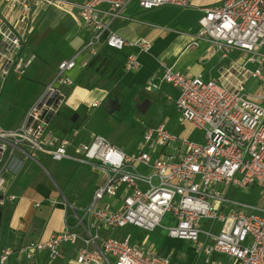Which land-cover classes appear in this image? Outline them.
I'll use <instances>...</instances> for the list:
<instances>
[{
  "label": "built area",
  "instance_id": "1",
  "mask_svg": "<svg viewBox=\"0 0 264 264\" xmlns=\"http://www.w3.org/2000/svg\"><path fill=\"white\" fill-rule=\"evenodd\" d=\"M4 1L26 25L34 0ZM41 1L57 7L68 0ZM132 1L144 11L192 6L191 0H85L78 5L79 16L88 32L85 48L93 56L104 47L122 49L128 44L150 51L149 42L128 43L112 26ZM201 11L197 38L207 40L210 52L221 60L236 51L242 57L229 62L221 81L162 64V76L144 87L159 91L169 85L175 97L167 98L175 101L179 122L200 131V141L180 137L160 124L144 132L136 155L102 135L76 145L72 154L79 129L58 136L52 124L65 101L62 89L73 84L68 73L77 68L75 59L60 63L56 79L33 101L18 128L0 124V205L15 199L6 194L16 153L36 163L38 154L55 162L72 160L89 167L95 176L91 202L78 208L66 201L65 230L23 247L21 254L27 260L45 251L55 259L68 245L77 248L74 264H177L137 244L130 234L113 236L132 226L148 232L164 229L170 239L191 243L207 264L214 256L239 264H264V91H260L264 89V0H224ZM27 42L25 31L0 15L2 82L24 77L33 64L35 56L28 55ZM139 68L137 57L131 56L124 69ZM251 85L257 86L251 90ZM255 189L262 205L235 200L240 190ZM12 253L0 248V264H7Z\"/></svg>",
  "mask_w": 264,
  "mask_h": 264
},
{
  "label": "crops",
  "instance_id": "2",
  "mask_svg": "<svg viewBox=\"0 0 264 264\" xmlns=\"http://www.w3.org/2000/svg\"><path fill=\"white\" fill-rule=\"evenodd\" d=\"M84 1L68 0L63 6L55 7L48 6L41 0H34L32 12L28 15L25 25V22L23 24L20 22L18 12H10L5 1L0 0V15L8 16L11 23L16 28L24 30L27 35V53L29 56H35V60L26 74L29 75L30 83L40 86L38 93L41 87L44 89L56 79L60 63L70 59L76 60L77 68L68 73L73 84L62 89L66 95L65 101L60 114L52 124V131L58 136H65L72 129H79V135L75 137L70 149L72 154L76 145L88 144L95 135L105 136L93 128L91 119L94 121L102 116V111H99L102 108H105L104 111L107 113H115L113 102L116 93L128 94L134 106H138V101L143 99L146 104L153 100L165 102L174 106L179 116L175 101L167 98L175 97L169 85H164L159 91H146L144 88L149 80L155 76H162V64L190 76L221 81L223 70L229 62L242 57L241 53L236 51L229 59L221 60L210 52V43L207 40L197 38L201 9L224 0H191L192 6L188 8L165 6L153 11H144L137 1H132L125 7L123 16L113 21L112 26L128 43L141 40L149 42L150 51H142L130 44L122 49L104 47L97 56L119 66L122 76L116 81L94 72L87 73L88 65L96 56L85 48L88 32L80 19L78 8ZM131 56L137 57L140 68L126 71L124 68ZM84 75L86 78L83 81ZM37 98L31 95L24 108L20 110L16 126L5 129L18 128L30 105ZM95 104L99 106L95 107ZM160 124L165 123L162 121ZM165 125L170 132L178 135L167 124ZM154 127L156 126L142 129L139 132L141 143L129 150L114 138L105 137L127 154L136 155L142 148L144 132ZM178 136L186 138V135ZM43 159L41 158L39 162ZM65 161L74 164L64 167V170L54 167L55 172L54 165L51 164L52 173L57 179L55 180L50 171L41 170L39 163L24 158L20 153L13 157L7 177L6 195L14 196L15 199L6 201L3 206L0 205V248H8L13 252L7 264H74L77 248L68 245L61 249L55 259L46 251L38 253L31 261L21 254V249L29 243L46 241L52 235L65 230L68 209L64 193L69 190L70 182L80 166L72 160ZM92 182L93 179H89L87 184L92 192L88 202L79 205L77 197L73 201L78 208H83L91 202L94 190ZM77 193L78 191H75L74 195ZM134 242L140 244L137 240ZM142 246L150 249L151 244ZM163 255L171 258L173 254L167 252ZM174 261L177 263L175 259ZM213 262L218 264L216 259H213Z\"/></svg>",
  "mask_w": 264,
  "mask_h": 264
},
{
  "label": "rangeland",
  "instance_id": "3",
  "mask_svg": "<svg viewBox=\"0 0 264 264\" xmlns=\"http://www.w3.org/2000/svg\"><path fill=\"white\" fill-rule=\"evenodd\" d=\"M29 75H25L22 78L11 77L6 82L0 80V124L3 128L15 127L18 119L20 118V110L25 106V103L29 100L31 95L38 97L40 92L44 89L41 87L40 92L37 90L40 88L37 84H32L28 80ZM257 85L249 86L251 90H254ZM260 91H264L263 87ZM153 99V97H152ZM144 100V99H143ZM138 101L137 105L134 106L128 94L116 93L114 97V107L116 110L114 114L110 112H105V108L99 109L103 114L97 117L96 120L91 119L93 128L98 132H101L107 137L114 138L118 143L123 144L128 148V150L141 143V138L139 132L142 129L149 126H157L162 121L168 125V127L174 130L178 135H186L193 142H198L202 138L200 131L196 130L190 125H182L179 123V116L177 115L174 106L169 105L165 102H155L153 101ZM139 135V137H137ZM23 156V155H22ZM24 157V156H23ZM25 158V157H24ZM39 160L44 158L40 164L41 170L50 171L55 180L56 177L52 173L53 168H59L64 170L66 166L74 164L72 162H53L47 159L43 154H38ZM51 161V162H49ZM68 163V164H67ZM55 172V168H54ZM93 179L95 178L92 172ZM88 181L82 184L83 188L87 187ZM93 187V186H91ZM78 188V193L75 195L78 200V204L82 205L87 203L92 194L91 188L87 187L83 191V196L80 195V190ZM235 200L249 202L251 204L262 205V199L258 189L254 191L240 190L235 195ZM107 203V199L103 201ZM164 229H159L156 232H148L141 230L132 226L120 229L113 232V236L125 237L130 234L134 240H137L140 244H151L150 249L153 252L167 253L171 252L172 260H176L178 264H207L206 258L203 254L198 253L193 245L186 241L172 240L167 237ZM213 259H216L218 264H239L237 261L229 257H213L210 259L209 264H214Z\"/></svg>",
  "mask_w": 264,
  "mask_h": 264
},
{
  "label": "trees",
  "instance_id": "4",
  "mask_svg": "<svg viewBox=\"0 0 264 264\" xmlns=\"http://www.w3.org/2000/svg\"><path fill=\"white\" fill-rule=\"evenodd\" d=\"M97 73L109 80H119L122 76V72L120 70V67L117 65H114L110 61H108L106 58H103L101 56H96L94 60L91 61V63L88 65L87 73ZM86 75L83 76V81L85 80ZM82 81V82H83ZM89 179H93L92 177V171L89 167L85 165H80L78 169L76 170V173L74 174L71 182H70V188L67 192L64 193L65 197L70 203H73V201L76 199L74 192L78 191V188H82V184ZM87 189L82 188L79 192L80 194L83 193ZM81 197L83 196L80 195ZM79 195L77 196V198Z\"/></svg>",
  "mask_w": 264,
  "mask_h": 264
},
{
  "label": "water",
  "instance_id": "5",
  "mask_svg": "<svg viewBox=\"0 0 264 264\" xmlns=\"http://www.w3.org/2000/svg\"><path fill=\"white\" fill-rule=\"evenodd\" d=\"M68 201V200H67Z\"/></svg>",
  "mask_w": 264,
  "mask_h": 264
}]
</instances>
